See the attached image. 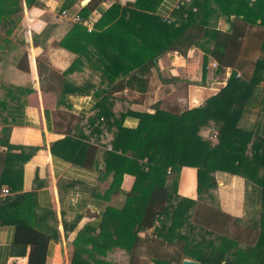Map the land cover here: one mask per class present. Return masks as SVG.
<instances>
[{
  "label": "crops",
  "instance_id": "crops-1",
  "mask_svg": "<svg viewBox=\"0 0 264 264\" xmlns=\"http://www.w3.org/2000/svg\"><path fill=\"white\" fill-rule=\"evenodd\" d=\"M89 1L37 0L28 4L27 0H0V180L6 179L0 187V198L13 197L10 202L15 204L0 210V264H40L42 258V264H72L79 231L87 225H98L107 206L123 208L117 234L128 242L134 239V230L144 215V204L125 197L134 184V175L126 173L121 191L105 195L111 178L101 176L104 168L101 159L103 150L111 147L103 144L112 130L108 123L102 122L103 117L95 123L90 118L97 112L94 106L98 100L107 94L96 93L108 81L103 80L101 70L92 67L86 53L66 72L79 54L60 43L73 26V21L61 19L60 14L63 10L78 13ZM128 1L135 0H99L87 18L95 25L114 2ZM182 1L162 0L157 13L173 18ZM211 21L218 29V47L212 46L215 48L209 54L207 72L203 68L205 52L200 47L193 45L186 53L167 52L159 57L152 77V84L156 85L154 92L161 91L163 82L171 79L163 103L193 108L218 93L235 67L240 68L236 69L238 76L245 69L251 78L260 61L259 91L246 106L243 124L264 139V42L257 36L264 33V23L259 18L257 24L251 25L235 13L229 19L214 14ZM232 30L237 34L234 43ZM121 83L124 84L120 81L111 97L127 98L134 111H154L142 100L145 92L127 85L122 87ZM124 122L135 126L138 118L130 115ZM6 137L14 148L3 144ZM69 137L96 149L81 155L80 162H74L66 155L74 156L77 150H71L69 143H62ZM55 143L58 145L52 151ZM26 148L34 151L20 165L29 152ZM8 155L13 160L9 165ZM216 179L222 213L235 218L258 209V202L252 199L253 183L244 176L217 171ZM4 187L10 190L9 194L3 193ZM177 190L184 197L198 200L197 167H182ZM22 195L25 200L16 204L23 200ZM223 229L230 232L237 226L230 219ZM152 231L148 229L145 233ZM255 234L245 231L244 237L252 241ZM144 248L142 245L141 250ZM110 255L112 264L129 258L119 248ZM146 259L148 264H153L151 259Z\"/></svg>",
  "mask_w": 264,
  "mask_h": 264
},
{
  "label": "trees",
  "instance_id": "trees-1",
  "mask_svg": "<svg viewBox=\"0 0 264 264\" xmlns=\"http://www.w3.org/2000/svg\"><path fill=\"white\" fill-rule=\"evenodd\" d=\"M36 1L27 0L28 4ZM161 2H114L93 29L89 30L82 22H73L60 42L79 54L66 72L87 54L92 67L101 70L103 80L108 81L96 93L107 94L98 100L94 106L97 112L90 118L95 123L103 117L102 122L108 123L112 130L103 144L111 147L103 150L101 159L104 162L101 176L111 178L105 195L121 191L124 175L130 173L135 181L125 197L146 207L134 230V239L128 242L117 234L123 208L107 206L98 225H87L79 231L72 264H112L110 253L117 248L129 254L123 263L117 261L119 264H148L146 257L153 264H182L187 256L200 264H264V139L243 124L246 106L259 91L261 62L256 63V74L251 78L245 69L238 76L236 69L240 68L235 67L218 93L193 108L163 103L171 79L163 82L157 94L156 85L152 84L160 56L174 50L186 53L193 45L205 52L206 73L208 57L218 37L211 17L219 14L229 19L235 13L251 25L261 18L263 25L264 0H183L170 19L157 13ZM98 3L99 0H90L79 12L80 16L87 18ZM232 33L234 43L237 34L233 30ZM257 36L264 42V33ZM120 81L124 82L122 87L127 85L145 92L142 100L154 111H134L127 98L111 97ZM130 115L138 118L135 126L124 122ZM9 132L6 129L7 136ZM2 142L9 149L15 147L8 137ZM62 143H69L71 150H77L74 156L66 155L74 162H80L81 155L96 149L70 137ZM57 145L53 144L52 151ZM32 151L34 148L29 149L20 165ZM12 161L8 155L7 164ZM184 165L198 169V200L177 192ZM217 171L239 174L252 182L255 191L252 199L258 202V209L235 218L222 213L217 195ZM5 181L0 180V187ZM22 198L16 204L23 203L24 195ZM11 200L14 199L10 196L0 198V210L14 206ZM230 219L237 229L228 232L223 227ZM148 229L153 231L145 233ZM245 231L256 233L252 241L246 240ZM142 245L145 248L141 250ZM43 262L44 258L40 264Z\"/></svg>",
  "mask_w": 264,
  "mask_h": 264
},
{
  "label": "built area",
  "instance_id": "built-area-1",
  "mask_svg": "<svg viewBox=\"0 0 264 264\" xmlns=\"http://www.w3.org/2000/svg\"><path fill=\"white\" fill-rule=\"evenodd\" d=\"M60 18L63 20L82 22L89 30L93 29V22L89 18H82L79 13H71L68 10H63L60 14ZM10 190L7 187L3 188L4 194H9Z\"/></svg>",
  "mask_w": 264,
  "mask_h": 264
},
{
  "label": "water",
  "instance_id": "water-1",
  "mask_svg": "<svg viewBox=\"0 0 264 264\" xmlns=\"http://www.w3.org/2000/svg\"><path fill=\"white\" fill-rule=\"evenodd\" d=\"M183 264H199V262L192 259H184Z\"/></svg>",
  "mask_w": 264,
  "mask_h": 264
},
{
  "label": "rangeland",
  "instance_id": "rangeland-1",
  "mask_svg": "<svg viewBox=\"0 0 264 264\" xmlns=\"http://www.w3.org/2000/svg\"><path fill=\"white\" fill-rule=\"evenodd\" d=\"M79 13V12H78ZM165 105H167V104H165ZM172 105H174V104H172ZM176 105V104H175ZM214 135V134H213ZM211 136H212V132H211ZM214 138H216L215 136H213Z\"/></svg>",
  "mask_w": 264,
  "mask_h": 264
}]
</instances>
